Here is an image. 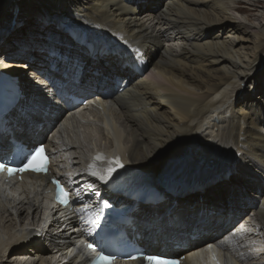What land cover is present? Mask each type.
I'll return each instance as SVG.
<instances>
[{
  "label": "bare ground",
  "instance_id": "6f19581e",
  "mask_svg": "<svg viewBox=\"0 0 264 264\" xmlns=\"http://www.w3.org/2000/svg\"><path fill=\"white\" fill-rule=\"evenodd\" d=\"M261 1L0 0V26L5 28L0 32V64L19 74L28 109L36 105L52 109L44 118L32 110L27 118L13 116V131L37 141L61 119L67 109L45 80L46 68L50 63L62 66L54 52L79 61L80 84L71 87L91 95L111 91L112 96L105 95L102 112L132 162L159 178L166 170L213 177L194 190L167 195L158 205H141L139 228L150 239L148 248H155L154 240L159 248H169L168 240L179 237L190 240L169 233L192 229L204 239L190 243L189 253L222 237L231 248L237 238L233 233L243 229L251 232L243 241L252 243L246 247L248 264H264V18L256 14ZM246 7L252 11L248 23L235 13H247ZM260 18L259 24L252 22ZM66 24L108 50L91 55L60 27ZM117 41L142 48L152 65L146 75L124 68L127 62L114 49ZM117 76L127 80L123 92L115 88ZM248 81L254 87L246 90ZM41 122H45L41 130L29 126ZM87 126L77 116H69L57 130L69 138L76 133L71 142L80 144ZM100 131V143L107 145L109 137L104 129ZM66 153L79 154L71 158L72 170L80 174L73 186L86 196L100 191L99 183L79 165L81 152ZM219 171L226 172L214 179ZM6 189L29 195L36 188L24 183ZM6 195L0 185L1 207L8 205L2 199ZM174 202L171 213L160 218ZM200 210L204 212L198 219ZM3 211L0 264H58L53 258L65 251L63 243L73 241L72 228L81 226L77 218L62 221L57 216L42 223L36 208L32 225L42 229L28 235L27 207L19 221L6 208ZM199 264H207L206 253Z\"/></svg>",
  "mask_w": 264,
  "mask_h": 264
},
{
  "label": "snow or ice",
  "instance_id": "6c2138e0",
  "mask_svg": "<svg viewBox=\"0 0 264 264\" xmlns=\"http://www.w3.org/2000/svg\"><path fill=\"white\" fill-rule=\"evenodd\" d=\"M0 63L3 62L0 61ZM99 161H106L107 167L97 168V162ZM47 165L48 159L45 155V148L41 144L39 146L33 147L31 151L24 157L21 167L10 168L4 163H0V172L6 170L9 175H12L14 172H24L29 170L33 172L46 173L48 170ZM123 167L124 165L119 157L110 159L103 153H97L96 156L93 157L92 164L88 166V174L96 177L102 182L107 183L112 178L117 169ZM53 183H55L57 186V199L60 200L61 203L66 204L68 202L67 193L60 186L59 181L54 180ZM89 247H92V245H89ZM115 259L116 257L114 255H105L100 253L93 264H114ZM131 259H137V257L132 256ZM143 259L147 261V264H178L177 261L168 260L163 255H146L143 257Z\"/></svg>",
  "mask_w": 264,
  "mask_h": 264
},
{
  "label": "rangeland",
  "instance_id": "374dc122",
  "mask_svg": "<svg viewBox=\"0 0 264 264\" xmlns=\"http://www.w3.org/2000/svg\"><path fill=\"white\" fill-rule=\"evenodd\" d=\"M39 1H42V0H39ZM234 1V0H233ZM245 1V0H244ZM247 2H252V0H246ZM261 1V0H260ZM246 5H248V3H246ZM262 6H264V0H262L261 1V4L259 5V7H258V10L259 11H257L256 12V14L259 16V17H261L262 16V18H264V9H263V7ZM7 7V6H6ZM9 7V6H8ZM8 10V9H7ZM249 10V11H248ZM245 12L246 11H248L247 13H238V14H236V15H238L239 16V18L242 20V21H244V22H247L248 23V21L246 20V18H252V17H250V14H251V10H250V8H247L246 7V9L244 10ZM244 17V18H243ZM262 18H260V20L259 21H255L254 19H253V21L252 22H254L256 25L257 24H259L260 23V21H261V19ZM258 22V23H257ZM1 32V31H0ZM1 52V51H0ZM250 86H252V87H254V85H253V82L252 81H248V83L246 82V84H245V86L244 87H247V89L246 90H249V87ZM116 118H117V115L115 116ZM32 128V127H31ZM26 129H29L28 128V125H27V128ZM98 136H99V138L101 139L102 138V133H101V131H98ZM166 171H169V170H166ZM175 171V170H174ZM174 171L171 173V174H169V175H172L173 173H174ZM169 175H167V176H169ZM201 213H202V211L200 210L198 213H197V215H198V219H199V217L201 216Z\"/></svg>",
  "mask_w": 264,
  "mask_h": 264
},
{
  "label": "water",
  "instance_id": "95a60500",
  "mask_svg": "<svg viewBox=\"0 0 264 264\" xmlns=\"http://www.w3.org/2000/svg\"><path fill=\"white\" fill-rule=\"evenodd\" d=\"M146 169L149 171V173H150L152 176H154L148 168H146ZM188 174H189L188 179H192L193 177L196 176V175L193 174V173H188ZM154 178H155V180H156V179H159V177H155V176H154ZM170 179H175L174 181H177V182H178V181H180V179H183V178H174V177H172V178H170ZM174 181H173V182H174Z\"/></svg>",
  "mask_w": 264,
  "mask_h": 264
}]
</instances>
